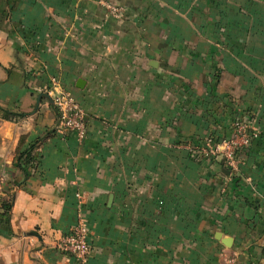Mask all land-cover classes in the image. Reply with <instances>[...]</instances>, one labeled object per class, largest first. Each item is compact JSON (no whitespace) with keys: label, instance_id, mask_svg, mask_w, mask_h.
I'll list each match as a JSON object with an SVG mask.
<instances>
[{"label":"crops","instance_id":"1","mask_svg":"<svg viewBox=\"0 0 264 264\" xmlns=\"http://www.w3.org/2000/svg\"><path fill=\"white\" fill-rule=\"evenodd\" d=\"M237 119L261 135L233 174L205 140ZM0 194V264H80L79 221L87 264H264V0H0Z\"/></svg>","mask_w":264,"mask_h":264},{"label":"built area","instance_id":"2","mask_svg":"<svg viewBox=\"0 0 264 264\" xmlns=\"http://www.w3.org/2000/svg\"><path fill=\"white\" fill-rule=\"evenodd\" d=\"M105 6L111 17L115 19L125 17L126 10L123 7L111 3H106ZM50 85L48 94L58 116V131L73 133L80 141H84L88 128L82 106L70 92L63 89L58 79L52 78ZM231 128V134L224 140L219 141L210 137L205 140V144L215 156L221 159L225 169L237 174L261 133L249 120L237 119L232 123ZM1 204L0 194V207ZM89 234L86 223L79 221L62 239L59 249L74 257L80 264H87L92 253Z\"/></svg>","mask_w":264,"mask_h":264},{"label":"trees","instance_id":"3","mask_svg":"<svg viewBox=\"0 0 264 264\" xmlns=\"http://www.w3.org/2000/svg\"><path fill=\"white\" fill-rule=\"evenodd\" d=\"M6 117L9 119H12L15 115L10 114L9 112L4 113ZM31 151L32 149L28 150V152L21 153L18 157V166L23 169L24 165L28 163L32 157H31ZM14 204V196H11L9 200L5 199L2 201L1 207H0V219L9 222L10 214L13 209Z\"/></svg>","mask_w":264,"mask_h":264},{"label":"water","instance_id":"4","mask_svg":"<svg viewBox=\"0 0 264 264\" xmlns=\"http://www.w3.org/2000/svg\"><path fill=\"white\" fill-rule=\"evenodd\" d=\"M229 173V171H227ZM219 240L222 241V243L227 247V248H232L233 246V239L232 238H221L219 236Z\"/></svg>","mask_w":264,"mask_h":264},{"label":"rangeland","instance_id":"5","mask_svg":"<svg viewBox=\"0 0 264 264\" xmlns=\"http://www.w3.org/2000/svg\"><path fill=\"white\" fill-rule=\"evenodd\" d=\"M225 14H226V12H225ZM246 29V28H245Z\"/></svg>","mask_w":264,"mask_h":264}]
</instances>
